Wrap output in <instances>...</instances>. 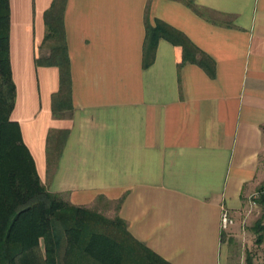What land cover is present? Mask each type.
I'll return each instance as SVG.
<instances>
[{
    "label": "crops",
    "instance_id": "crops-1",
    "mask_svg": "<svg viewBox=\"0 0 264 264\" xmlns=\"http://www.w3.org/2000/svg\"><path fill=\"white\" fill-rule=\"evenodd\" d=\"M52 0H9L11 119L41 182L68 202L116 215L172 264H225V231L264 184V0H66L73 110L52 115L59 69L37 66ZM181 30L215 61V76L160 39L144 67L146 19ZM225 23V24H224ZM67 137L54 165L55 135ZM50 135V138H49ZM228 210L234 224L222 225Z\"/></svg>",
    "mask_w": 264,
    "mask_h": 264
},
{
    "label": "trees",
    "instance_id": "trees-1",
    "mask_svg": "<svg viewBox=\"0 0 264 264\" xmlns=\"http://www.w3.org/2000/svg\"><path fill=\"white\" fill-rule=\"evenodd\" d=\"M65 1L52 0L44 11L45 34L40 47L46 48L48 54L34 59L37 66L59 69V89L51 98L52 115L57 118L73 110L63 19ZM183 1L196 13L221 23L213 17L214 12L199 7L194 0ZM9 31V0H0V264H172L135 238L119 215L108 217L97 208L74 205L41 182L33 157L22 140L20 126L10 117L16 87L11 71ZM162 38L181 49L179 70L184 63L191 62L215 76L212 57L181 30L161 19L151 23L149 17L144 67L154 62ZM66 137L67 130L56 133L55 151L47 153L49 166L58 160ZM259 190L261 196L256 201L264 206V187ZM98 200L115 203L117 209L122 202V199L110 201L104 196ZM263 218L253 227L258 244L264 242ZM247 264H255L251 253Z\"/></svg>",
    "mask_w": 264,
    "mask_h": 264
},
{
    "label": "rangeland",
    "instance_id": "rangeland-1",
    "mask_svg": "<svg viewBox=\"0 0 264 264\" xmlns=\"http://www.w3.org/2000/svg\"><path fill=\"white\" fill-rule=\"evenodd\" d=\"M261 186L264 187V184ZM260 187L251 195L249 205L241 213L240 220L233 231H225L228 249L230 248L225 264H247L249 253L253 255L255 264H264V242L262 244L256 242L257 234L253 229L256 221L264 217V206L256 201L261 196ZM107 206L106 209L100 210L101 213L108 217H114L117 205L110 203Z\"/></svg>",
    "mask_w": 264,
    "mask_h": 264
},
{
    "label": "built area",
    "instance_id": "built-area-1",
    "mask_svg": "<svg viewBox=\"0 0 264 264\" xmlns=\"http://www.w3.org/2000/svg\"><path fill=\"white\" fill-rule=\"evenodd\" d=\"M232 224H234V219L230 216L228 210H224V212L222 213V225H223V228L227 229Z\"/></svg>",
    "mask_w": 264,
    "mask_h": 264
}]
</instances>
